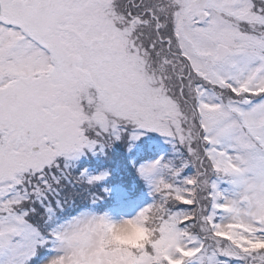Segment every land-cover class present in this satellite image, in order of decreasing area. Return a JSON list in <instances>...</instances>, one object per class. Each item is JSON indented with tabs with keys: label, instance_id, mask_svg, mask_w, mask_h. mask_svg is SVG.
<instances>
[{
	"label": "snow or ice",
	"instance_id": "snow-or-ice-1",
	"mask_svg": "<svg viewBox=\"0 0 264 264\" xmlns=\"http://www.w3.org/2000/svg\"><path fill=\"white\" fill-rule=\"evenodd\" d=\"M0 264H264V0H0Z\"/></svg>",
	"mask_w": 264,
	"mask_h": 264
},
{
	"label": "rangeland",
	"instance_id": "rangeland-1",
	"mask_svg": "<svg viewBox=\"0 0 264 264\" xmlns=\"http://www.w3.org/2000/svg\"><path fill=\"white\" fill-rule=\"evenodd\" d=\"M76 163L78 169L87 168L93 173L107 169L110 173L107 177V181L112 178L113 181H115L114 183L133 179V174L127 167L128 159L125 149L120 141L113 143L111 147L105 148L103 153L97 152L93 154L91 151L85 150L84 155L79 157ZM142 191L143 202H151V196L146 186L142 185Z\"/></svg>",
	"mask_w": 264,
	"mask_h": 264
},
{
	"label": "clouds",
	"instance_id": "clouds-1",
	"mask_svg": "<svg viewBox=\"0 0 264 264\" xmlns=\"http://www.w3.org/2000/svg\"><path fill=\"white\" fill-rule=\"evenodd\" d=\"M113 243H134L143 233L140 226L135 222H125L117 225L113 232Z\"/></svg>",
	"mask_w": 264,
	"mask_h": 264
},
{
	"label": "trees",
	"instance_id": "trees-1",
	"mask_svg": "<svg viewBox=\"0 0 264 264\" xmlns=\"http://www.w3.org/2000/svg\"><path fill=\"white\" fill-rule=\"evenodd\" d=\"M108 183L113 184L115 181H113V179L111 178L109 181H107ZM121 182V181H120Z\"/></svg>",
	"mask_w": 264,
	"mask_h": 264
}]
</instances>
